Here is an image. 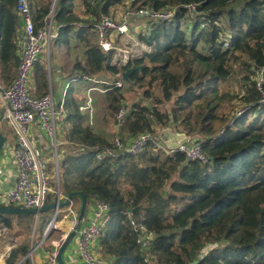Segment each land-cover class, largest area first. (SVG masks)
I'll return each mask as SVG.
<instances>
[{
	"label": "trees",
	"instance_id": "16d2710c",
	"mask_svg": "<svg viewBox=\"0 0 264 264\" xmlns=\"http://www.w3.org/2000/svg\"><path fill=\"white\" fill-rule=\"evenodd\" d=\"M29 3L37 27L50 13L51 2ZM127 5L173 8L176 14L167 22L147 21L148 30L138 36L150 52L121 67L111 63L113 53L104 54L94 44L92 25L101 14L111 16ZM76 6V0H57L53 18L58 28L55 44L69 46L74 38L83 48V61L75 63L70 77L82 81L104 76L110 81L105 88L106 119H114L124 102L123 88L112 83L121 71L132 70L127 84L145 87L143 97L151 99L150 108L128 107L121 138L147 132L159 139L161 129L172 123L177 133L200 139L208 157L207 163L187 161L180 152L167 155L148 146L137 156L120 153L98 162L97 148L110 147L112 140L86 124L68 99L65 139L71 150L59 158L60 193L67 197L80 192L87 201L109 206L100 257L110 264H264V106L249 107L261 96L251 70L264 67V0H80L82 13ZM222 18L228 36L221 39ZM183 23L190 29L189 38ZM18 27L16 0H0L3 72L18 67ZM235 52L251 63H242L243 106L226 117L218 114L219 89L231 75ZM165 104L170 110L160 113ZM0 220L5 225L16 222L27 234L33 224L28 214H3ZM41 220L46 223L45 216ZM139 225L152 234L147 246L135 230ZM28 252L29 247L20 244L5 263L17 264ZM21 264L31 263L26 259Z\"/></svg>",
	"mask_w": 264,
	"mask_h": 264
},
{
	"label": "built area",
	"instance_id": "2783aa9c",
	"mask_svg": "<svg viewBox=\"0 0 264 264\" xmlns=\"http://www.w3.org/2000/svg\"><path fill=\"white\" fill-rule=\"evenodd\" d=\"M53 4L56 0H50ZM189 11L194 13L195 7L189 6ZM16 12L22 21V27L16 35L17 55L19 59L16 76L13 81L4 87L0 85V104L3 110V118L11 128L16 139V146L11 152L12 160L17 168V179L11 189L1 194V203L4 205L19 206L23 209H40L46 205L54 184H58V157L63 142L59 139V127L67 121L68 113L64 98L57 101L51 93L42 97H34L30 91V75L47 53L53 41L58 38V28L54 24V13H50L39 21L36 27L33 22L29 0H16ZM176 11L173 8L155 10L150 7L126 6L120 15L101 14L95 24L92 25L96 34V45L104 53H113L114 64L126 66L133 58L149 53L150 49L139 40L136 30L130 23L143 18L148 22H167L173 19ZM78 27H82L78 24ZM224 48L228 43L224 41ZM127 71H121L112 83L117 88H123L128 82L125 76ZM253 82L255 89L260 93V98L249 107L264 106V67L253 68ZM86 83L100 84L96 78L84 79ZM67 88H65L64 95ZM105 93V90L89 87L85 93L83 104L78 110L93 115L92 92ZM128 108L122 103L115 115V130L111 146L101 150L97 148L95 158L98 162L105 158H115L120 153L137 156L144 152L148 146L155 150H162L170 155L180 152L187 161L208 162L204 154L201 141L198 138L184 136L175 142L176 146L170 147L164 141L155 138L150 133H142L129 140L122 139L120 130L124 125ZM36 125L43 136L49 141L50 152L46 155L36 144L37 141L31 132ZM185 139L184 143L181 141ZM56 199L60 202V195L56 193ZM73 217L69 231L65 232L54 241L53 251L46 264H59L56 256L61 245L66 241L71 232L74 237L68 244L63 255L65 264H108L97 253V244L102 236L109 219V206L99 201H92L85 226L75 229L76 213L70 211ZM54 222L46 227V235L54 228ZM135 230L142 235L143 245L147 246L152 239L142 225L135 226ZM5 232L0 230V235ZM74 244V245H73ZM73 245V246H72ZM72 246V247H71ZM71 247V248H70ZM62 255V257H63Z\"/></svg>",
	"mask_w": 264,
	"mask_h": 264
},
{
	"label": "crops",
	"instance_id": "0c3cea01",
	"mask_svg": "<svg viewBox=\"0 0 264 264\" xmlns=\"http://www.w3.org/2000/svg\"><path fill=\"white\" fill-rule=\"evenodd\" d=\"M76 1L79 2V6L78 7L76 6L75 11L77 13H82L83 9L80 6V0H76ZM55 2H57V0ZM51 7H52V4H51ZM123 9L124 8H117L116 11L122 12ZM113 15H117L116 12ZM79 16H81V15H79ZM84 18L86 19L87 17H84ZM137 20L130 23V25L132 23L135 24V26L132 27L133 30H136L137 34L139 33V31L145 32L146 31L145 30V24H147V21L145 20V24H140V23H138ZM18 21H19V27H18L17 32L20 30V28L23 25L19 16H18ZM74 26L78 27V24H76ZM148 27H149V25H148ZM94 39H95L94 44L96 45V35L95 34H94ZM53 45H55V48L57 46L61 47L60 45H56L55 43ZM70 45H73L71 47L73 50L79 49L81 54H79V52L75 53L71 49H68L70 47ZM65 49L68 50V56H69V57H67L68 62H67V59L65 58L64 63H62V62H59L57 64L54 63L53 64L54 65L53 66L54 76H52L51 72H50V74L47 77H45V73L42 70L41 65L45 61V63L49 67V64L51 61L49 58L50 48L48 49L47 53L42 57L40 62L38 64H36V66L34 67V69L32 71L33 73H31V74H34L35 77L33 78V80L31 79L30 91H31L32 96H34V97H42L46 94L51 93L57 101L64 98L65 105H66V102L68 99H72L74 101V103L76 104L77 109H78L79 106L83 104L85 93L89 87H96L97 89L99 88L101 90L103 89L106 92L105 88L107 85H109L110 81H107L104 76H97L94 78L98 79L100 77H103V78H105V81H100L101 83L96 85V84H92V83H86V82H84V80L77 81V80L73 79L72 77H70L71 69L73 68L75 63L79 62V61H81V62L83 61V56H82L83 48H82L81 44L76 39L71 38L69 46H65ZM59 50H61V49H59ZM73 54H76V57H73ZM114 62L115 61H114L113 55H112L111 63L114 64ZM16 70L17 69L15 67L9 73L3 72V67H2V65H0V83L2 82L4 84L3 85L1 83L0 85L7 87L11 83V81L15 78ZM38 73H42L43 76L42 75L38 76ZM64 79L67 80V82L65 83V85L62 88V82ZM53 83L56 84L55 85L56 88L54 86H52ZM126 86H127V83L124 85L123 89ZM65 88H67V90H66V93L64 95ZM58 89H61V95H58L57 93H55L56 90H58ZM96 94L102 95L104 97V100H105V93H100L97 91L92 92L93 115H92L91 119L89 118L88 114L82 113L78 110L79 113L85 117L86 124L90 125L91 127L94 123H96V117H97V113H98L96 103H95V95ZM123 103L127 106V102H123ZM127 108H128V106H127ZM66 110H67V108H66ZM67 113H68V110H67ZM115 115H114V119H111L112 128H113V130H112L113 134L110 136L111 140L113 138L114 133L116 132V130H115V124H116ZM69 128H70V125L68 123V118H67V121L64 122L59 127L58 137L63 142V145L60 147V150H59L60 154L58 157V164H59V158L63 156V154L65 153V150H71L69 148L68 142L65 139V135L68 133ZM161 130H163V129H161ZM31 132L33 133V135L37 141L36 145L46 155H48L50 152V148H49V141L47 140V138H45L43 136L42 132L38 129V127L36 125H34L32 127ZM0 135L4 139V144L0 150V207L20 208L19 206L5 205V204L3 205L1 203V194H3L4 192H6L7 190L12 188V186L16 182L17 174H18L17 168H16V166L12 160V157H11V152H12L13 148L16 146V139L12 133L11 128L8 126L6 120H4V118H3V110H2L1 104H0ZM126 140H129V139H126ZM169 142L170 143L172 142L171 139H169ZM58 171H59V168H58ZM53 186L56 187V192L54 193L55 196H56V193L58 192L60 195V202H63L66 197L60 193L59 173H58V184H54ZM52 190H53V187H52ZM52 193H53V191H52ZM53 202H55V199L52 200L49 197L46 204L53 203ZM91 204H92V201H87V205L85 208L84 215L82 216L80 221H78L79 211H80V206H81L80 199H79V204L76 207L73 205V203L71 201L70 205L68 207H66L67 212L64 213L59 219H58L59 209L56 212L50 211V213H47V215H44V213H45L44 212V213L40 214L37 218H34V216L32 215L33 216V224H32L31 231L29 232V234H27L24 227L18 226L17 223L14 221L11 222L9 225H5L0 220V230L1 229L5 230V232L2 235H0V264H6L5 260L8 257L10 251L12 249L16 248L20 244H25L27 247H29V252L25 257H21L18 260L17 264H21L26 259H29L31 264H46L48 257L50 256V254L54 250L52 243L54 241H56L58 238H60V236L62 234L69 231L71 228V225H72L71 223L73 221V217L70 214V211L76 213V215H77L76 216L77 226L75 227V229L78 230V228H79V230H80L85 226V222L87 219L86 215L89 213V210L91 208ZM43 216H45V222L46 223L41 222L42 221L41 218ZM51 222L55 223L54 226L52 227L54 229H52L46 235V227ZM54 234H57V237L55 239L52 238ZM47 241L48 242L50 241L48 247L45 246V243ZM97 248H98L97 249V253H98L99 241L97 244ZM30 252H31V254H30ZM65 255H63V260H65ZM98 255H99V253H98ZM103 260H105V259H103ZM106 262L108 264H110V262H108L107 260H106Z\"/></svg>",
	"mask_w": 264,
	"mask_h": 264
},
{
	"label": "rangeland",
	"instance_id": "374dc122",
	"mask_svg": "<svg viewBox=\"0 0 264 264\" xmlns=\"http://www.w3.org/2000/svg\"><path fill=\"white\" fill-rule=\"evenodd\" d=\"M78 6H79V2L77 1V7ZM115 12L117 15H120L122 13L121 11H116V10H115ZM137 21L140 24H145V19H143V18H138ZM226 23L227 22L224 18H222L221 22L219 23L220 27L223 29V34H221V36H220L221 39L228 36L227 35L228 34L227 29H226ZM186 25L187 24L183 23L181 25V29L186 33L187 38H189L188 36L190 35V29L188 27H186ZM130 26L133 27V26H135V24L132 23ZM145 30L146 31L148 30V24H145ZM94 41H95V39H94ZM54 43H55V41L52 42V44L50 46V50H49V58L51 61L49 64V67L47 66L45 61L41 65V68L45 73V77H47L50 74V72H51V75L54 76V74H53V71H54V68H53L54 65L53 64L54 63H56V64L59 62L64 63L65 58L67 59V62H68V58H67V57H69L68 56V50L65 49V46H61V47L57 46L55 48V45H53ZM72 46L73 45H70V47L68 49H71L75 53L79 52V54H81L79 49L73 50L71 48ZM201 47H202V45L199 46V48H201ZM59 49H61V50H59ZM234 56L237 58V61L236 62H232L234 60L230 61V62H232L230 64V67H229L231 75L226 80V82H224L220 85V89H219V92L222 94V102L220 104V109L218 110V114L226 116V117H229L230 114L232 113V111L234 112V110L243 106L242 97H243L244 86H243L241 79L244 77V73L242 72V63H246V64L251 63L250 58L244 54H240L239 52H235ZM73 57H76V54H73ZM251 66H254V65H251ZM41 75H42V73H38V76H41ZM34 77H35L34 74L30 75V84H31V79L33 80ZM253 77H254V75H253ZM253 77H252V81L254 79ZM66 82H67V80L64 79L62 82V88ZM55 85H56L55 83L52 84V86H54V87H55ZM144 91H145V87L139 88L136 85L127 84V86L121 90V93L124 97V102H127V106L129 108L131 106H133V104H139L140 106H145L147 108H150L152 105L151 99H147V98L143 97ZM55 93H57L58 95H61V89L56 90ZM154 93H155V95L159 94V92L157 90H154ZM95 103H96L98 113H97V117H96V123H94L92 125V128H94L99 134L106 136V137L108 136V138H110V136L113 134V131H112L113 128H112L111 118L107 117V119H106V116H108L107 115L108 113L106 112V103H105L104 97L102 95L96 94L95 95ZM170 108H171L170 104H165L159 110H160V113H162L165 111L166 112L169 111ZM193 115H194V113H193ZM214 126L218 127L219 124L217 122H214ZM163 129H165V128H163ZM160 133H161V131H160ZM192 135H196V136L200 137V135H197V134H192ZM176 141H178V139ZM52 191H53V193L49 197L52 200H54V199L56 200V196L54 194L56 192L55 186H53ZM72 203L75 207L78 206V204H79L78 197H75L72 200ZM66 212H67L66 208L59 209L58 219ZM56 237H57V234H54L52 238L55 239ZM49 242L47 241L45 243L46 247L49 246ZM208 248H209V246H207L206 250ZM149 264H151V263H149Z\"/></svg>",
	"mask_w": 264,
	"mask_h": 264
},
{
	"label": "water",
	"instance_id": "95a60500",
	"mask_svg": "<svg viewBox=\"0 0 264 264\" xmlns=\"http://www.w3.org/2000/svg\"><path fill=\"white\" fill-rule=\"evenodd\" d=\"M56 3L57 2H54V4H52V7H51L52 12L55 11ZM131 71L132 70H127V72L125 73V76L127 78L129 77ZM97 80L98 81H105V78L100 77ZM183 137H184L183 134H179L175 131L172 123H170L166 129L161 130V133H160L161 140L164 141L166 144H168L170 147L176 146L175 141L177 139H182ZM169 139H171V141H172L171 143L169 142ZM184 142H185V139H183L181 141V143H184ZM3 144H4V139L0 135V150L3 146ZM74 197H78L81 201L79 217H78V221H80L82 216L84 215L85 208L87 205V200H86L85 195L80 193V192H71L67 195V197L64 199L63 202H59L58 199H56L55 202L46 204L40 209H23V208L0 207V215H3V214H28V215H33L34 218H37L40 214H42L46 211L56 212L58 209L68 207L72 201V198H74ZM74 235H75L74 232H71L70 235L68 236V238L66 239V241L59 248V250L57 252V256H56L57 262L59 264H65V262L63 261L62 255H63L65 249L67 248L68 244L70 243V241L74 237ZM30 254H31V252H30Z\"/></svg>",
	"mask_w": 264,
	"mask_h": 264
}]
</instances>
